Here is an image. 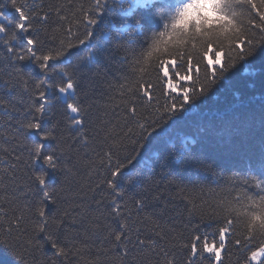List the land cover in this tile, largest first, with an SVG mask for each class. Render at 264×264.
Instances as JSON below:
<instances>
[{
    "label": "snow or ice",
    "instance_id": "snow-or-ice-1",
    "mask_svg": "<svg viewBox=\"0 0 264 264\" xmlns=\"http://www.w3.org/2000/svg\"><path fill=\"white\" fill-rule=\"evenodd\" d=\"M0 264H264V0H0Z\"/></svg>",
    "mask_w": 264,
    "mask_h": 264
},
{
    "label": "trees",
    "instance_id": "trees-1",
    "mask_svg": "<svg viewBox=\"0 0 264 264\" xmlns=\"http://www.w3.org/2000/svg\"><path fill=\"white\" fill-rule=\"evenodd\" d=\"M32 2V0H29V3H31ZM80 2H85L86 3V0H80ZM214 179H216L218 182H219V184L220 185H223V178L222 177H215ZM209 187H216V185H214V184H209ZM193 195L194 196H198V195H200L199 194V192L197 191L196 193H193ZM203 196L204 197H207L208 196V193H207V191H205L204 193H203ZM207 231H212V229L211 228H208V229H206Z\"/></svg>",
    "mask_w": 264,
    "mask_h": 264
}]
</instances>
